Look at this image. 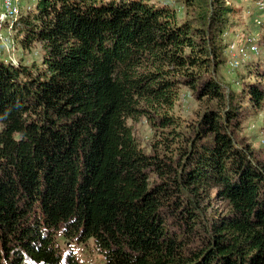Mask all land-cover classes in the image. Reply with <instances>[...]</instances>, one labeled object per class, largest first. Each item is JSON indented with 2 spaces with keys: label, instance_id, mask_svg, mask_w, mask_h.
I'll use <instances>...</instances> for the list:
<instances>
[{
  "label": "trees",
  "instance_id": "1",
  "mask_svg": "<svg viewBox=\"0 0 264 264\" xmlns=\"http://www.w3.org/2000/svg\"><path fill=\"white\" fill-rule=\"evenodd\" d=\"M35 2L13 30L40 66L0 56V264H78L57 232L103 264H264V156L233 134L245 109L264 119V60L227 97L213 74L238 0H203L200 28L165 2ZM258 2L245 11L264 56ZM180 88L209 105L184 132ZM139 117L173 128L148 154Z\"/></svg>",
  "mask_w": 264,
  "mask_h": 264
},
{
  "label": "rangeland",
  "instance_id": "2",
  "mask_svg": "<svg viewBox=\"0 0 264 264\" xmlns=\"http://www.w3.org/2000/svg\"><path fill=\"white\" fill-rule=\"evenodd\" d=\"M150 1L156 6H161L165 2L170 8L174 9L175 22L179 23L188 19L192 22L193 26L201 27L199 14L204 7L203 0H191L189 3L183 0ZM250 2L251 0H238L239 11L236 16L230 18L231 25L227 28L226 34H223L226 47L220 49L221 63L213 74L219 82L224 97H227L230 92H236L242 88V84L245 81H251L253 79L251 77L253 76V72L259 69L258 67L264 60L263 54L257 47L259 37L257 32L258 25L257 23L254 24L253 18L249 17L245 11L251 8ZM35 3V0H19L18 5L21 9H24L27 5L33 9ZM263 19L264 16L261 17V20ZM3 34L6 42L5 44H0L1 58L10 64H17L19 62L25 66L35 65L36 68L40 66L42 52L38 44L31 46L30 50H21L18 45L20 34L17 32V28L11 29L9 32L5 30ZM207 106L209 105L204 100H197L189 91L180 88L170 110V115L178 125L174 130L184 132L185 127L193 123ZM244 112L243 117L240 116L238 124L233 126L235 140L240 146L248 148L253 155L262 158L264 156L263 115L247 109ZM151 113L153 116L155 115L154 111H151ZM127 124L130 126L135 142L141 151L147 154L151 153L150 145L158 140L160 134L173 130L171 127L168 129L153 128L144 117H139L135 122L128 121ZM212 205L216 207L214 211L219 213L223 211L222 206L217 202H212ZM55 242L63 253L67 252L71 254L78 264H103V258L95 249L91 239H88L84 243H75L63 239L61 233L57 232L55 234Z\"/></svg>",
  "mask_w": 264,
  "mask_h": 264
},
{
  "label": "built area",
  "instance_id": "3",
  "mask_svg": "<svg viewBox=\"0 0 264 264\" xmlns=\"http://www.w3.org/2000/svg\"><path fill=\"white\" fill-rule=\"evenodd\" d=\"M18 4L19 0H0V44H5L6 42L3 32H5V30L6 32H9L11 29L13 30L19 17L32 10L28 5L25 6L24 9H21ZM256 5L258 6V9L264 7V3L261 2H258Z\"/></svg>",
  "mask_w": 264,
  "mask_h": 264
}]
</instances>
